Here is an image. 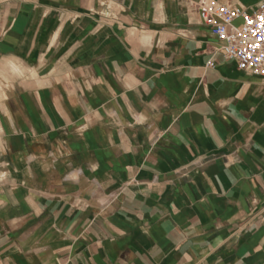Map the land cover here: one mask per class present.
Returning a JSON list of instances; mask_svg holds the SVG:
<instances>
[{"label": "crops", "instance_id": "crops-1", "mask_svg": "<svg viewBox=\"0 0 264 264\" xmlns=\"http://www.w3.org/2000/svg\"><path fill=\"white\" fill-rule=\"evenodd\" d=\"M260 1L0 0V264H264Z\"/></svg>", "mask_w": 264, "mask_h": 264}, {"label": "built area", "instance_id": "built-area-1", "mask_svg": "<svg viewBox=\"0 0 264 264\" xmlns=\"http://www.w3.org/2000/svg\"><path fill=\"white\" fill-rule=\"evenodd\" d=\"M199 16L222 43L226 58L241 71L264 76V0L250 9L210 2L200 6Z\"/></svg>", "mask_w": 264, "mask_h": 264}]
</instances>
